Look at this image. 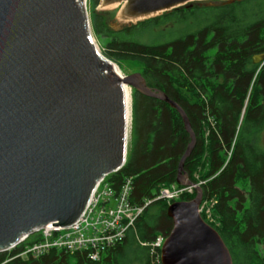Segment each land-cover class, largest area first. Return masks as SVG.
Here are the masks:
<instances>
[{"label": "trees", "instance_id": "obj_1", "mask_svg": "<svg viewBox=\"0 0 264 264\" xmlns=\"http://www.w3.org/2000/svg\"><path fill=\"white\" fill-rule=\"evenodd\" d=\"M97 3L89 0L91 30L106 58L137 70L188 118L194 145L183 172L193 183L196 175L205 181L209 214L201 217L222 238L232 264H264V63L253 61L264 53V0H195L119 29L95 11ZM190 142L174 108L132 89L129 150L104 179L117 191L129 177L133 204L151 200L133 227L97 261L84 250L18 257L37 241L32 234L1 251L0 264H161L150 244L170 233L172 220L169 203L154 198L161 187L181 186L177 168Z\"/></svg>", "mask_w": 264, "mask_h": 264}, {"label": "water", "instance_id": "obj_2", "mask_svg": "<svg viewBox=\"0 0 264 264\" xmlns=\"http://www.w3.org/2000/svg\"><path fill=\"white\" fill-rule=\"evenodd\" d=\"M120 4L123 19L142 20L195 0H100ZM233 1V0H228ZM86 0H0V252L34 228L70 225L96 183L126 157L123 85L162 100L191 136L176 182H193L183 162L194 145L184 110L146 85L120 77L94 43ZM264 63V53L253 56ZM167 207L172 229L161 264H232L217 231L200 215L202 190Z\"/></svg>", "mask_w": 264, "mask_h": 264}, {"label": "built area", "instance_id": "obj_3", "mask_svg": "<svg viewBox=\"0 0 264 264\" xmlns=\"http://www.w3.org/2000/svg\"><path fill=\"white\" fill-rule=\"evenodd\" d=\"M195 177L197 182L190 186L179 187L174 184L169 187H161L154 200L171 203L178 200L183 194H192L196 187H200L205 182L200 180L197 175ZM104 178L105 176L96 183L82 213L73 223L55 229L34 228L5 251L14 249L29 235L34 234L38 236L37 241L24 246L17 255L18 257L37 258L53 249L69 253L84 250L88 259L99 260L108 248L116 245L125 237L126 232L133 227L144 207L151 202V200H147L142 205L133 204L131 201V178H125L117 191H114ZM112 200L114 204L111 206ZM207 206L206 202L201 201L199 212L205 210L209 214ZM163 240V236L159 235L150 244L157 257H159L157 249H160Z\"/></svg>", "mask_w": 264, "mask_h": 264}, {"label": "rangeland", "instance_id": "obj_4", "mask_svg": "<svg viewBox=\"0 0 264 264\" xmlns=\"http://www.w3.org/2000/svg\"><path fill=\"white\" fill-rule=\"evenodd\" d=\"M85 6H86V10H87V13H88V16H89L90 15L89 0H86ZM95 11L103 14V16L105 17V19H106L107 23L109 24V26L111 28H114V29H119V28H121L124 25L132 24V23L138 21V19H123L121 17V15L119 14V8L118 7L105 6L104 4L101 3L100 0H98L97 6L95 7ZM92 35H93V33H92ZM93 38H94L95 44L97 45V47L99 49V52L103 56H105L103 48L99 45V43H98L97 39L94 37V35H93ZM111 62L113 64H115L119 68V70L121 71L123 76L124 75L126 76V75L131 74V73H137L138 72L134 68L131 69L126 64H119V63L114 62L112 60H111ZM129 90H130V101H129V114L127 116V136H126V141H127L126 144L127 145H126V150L127 149L129 150L128 146H129V139H130V123H131V96H132V89L129 88ZM259 146H260L261 149H264V127H263V130L261 131V133L259 135ZM113 204H114V202L112 200L110 202V205L112 206ZM158 254H159V259H160V253H158ZM155 255H156V252H155Z\"/></svg>", "mask_w": 264, "mask_h": 264}, {"label": "bare ground", "instance_id": "obj_5", "mask_svg": "<svg viewBox=\"0 0 264 264\" xmlns=\"http://www.w3.org/2000/svg\"><path fill=\"white\" fill-rule=\"evenodd\" d=\"M105 6H115V7H118L119 8V14L121 15V13H122V10H123V7L120 5V4H117V3H114V4H107V5H105ZM94 40V39H93ZM95 43V42H94ZM113 65V68H114V70L118 73V75L120 76V77H122L123 75H122V73H121V71L119 70V68L115 65V64H112ZM123 90H124V92H125V94H126V107H127V116H128V114H129V101H130V90H129V88L127 87V86H125V85H123ZM126 133H127V131H126Z\"/></svg>", "mask_w": 264, "mask_h": 264}, {"label": "clouds", "instance_id": "obj_6", "mask_svg": "<svg viewBox=\"0 0 264 264\" xmlns=\"http://www.w3.org/2000/svg\"><path fill=\"white\" fill-rule=\"evenodd\" d=\"M126 153H127V150H126ZM125 159H126V157H125ZM181 186H182V185H181ZM175 201H178V200H175ZM173 202H174V201H173ZM171 203H172V202H171ZM169 204H170V203H169ZM169 204H168V205H169ZM164 239H165V238H164ZM163 241H164V240H163ZM161 246H162V245H161ZM160 248H161V247H160Z\"/></svg>", "mask_w": 264, "mask_h": 264}]
</instances>
